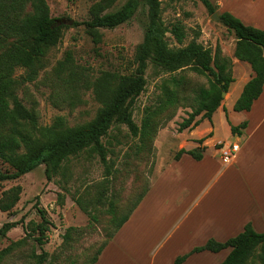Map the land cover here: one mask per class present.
Returning a JSON list of instances; mask_svg holds the SVG:
<instances>
[{"label": "rangeland", "instance_id": "obj_1", "mask_svg": "<svg viewBox=\"0 0 264 264\" xmlns=\"http://www.w3.org/2000/svg\"><path fill=\"white\" fill-rule=\"evenodd\" d=\"M46 1L51 16L62 18L67 27L63 29L61 40L56 45L48 47L38 60L39 71L35 80L15 85V92L22 103L36 113L35 133L42 138L47 136L48 127L53 124L57 116L63 117L68 126L86 122L95 116L101 106L93 88L95 79L103 72L132 73L136 68L134 60L137 46L142 41L148 26V4L146 0H139V5L129 20L113 28H98L100 39L95 41L87 31L85 22L92 16L91 7L100 0ZM247 1L249 2L245 0L244 5ZM125 2L126 0H114L101 13L114 11ZM215 2L216 0L212 1L213 4H216ZM160 6L162 8L160 16L164 26L169 29L172 23L180 20L186 32L181 44L177 43L170 31L165 32L169 46H183L198 33L196 40L204 47L210 48L212 52L218 48L221 55L229 57L232 62L235 61L233 62V65L236 63L235 72L232 65L235 81L232 83L234 87L231 96L227 94L223 96L225 104H229L242 85L245 78L242 71L243 67H246L244 62L234 60L236 37L233 31L222 21L212 18V13L208 12L202 0H160ZM216 7L215 12L219 15L222 12L221 8L219 5ZM70 19L71 24L68 23ZM61 66L62 70L59 71ZM23 74L24 68H17L14 71L16 77ZM170 75L168 72L160 71L153 61L148 60L145 69L146 85L138 96L133 111L134 120L138 125L144 115V108L149 105L154 106L162 96L161 84ZM173 75L180 81L177 101L153 118L149 135L144 139V145L138 153H133V150L140 144L139 138L132 137L125 125H120L118 130L111 131L116 137L112 140L116 153L114 159L116 172L108 192L109 198L114 203L112 213L108 212V204L104 203L94 209L97 220L91 221L71 198L72 194L84 191L86 185L102 179L104 167L96 157H87L84 154L72 158L68 164L71 174L69 177L58 173L53 175L51 180H47L45 166L41 164L17 179L0 181V194L4 189L15 184H19L22 188L15 206L9 211L0 210V227L5 222H15L13 227L0 234V250L14 241L21 240L19 245L14 246L4 255L0 264H33L34 254L39 253L41 249L48 253L44 264L90 262L112 232L113 215L121 216L137 195L156 181L160 170L173 159L180 147L197 140L192 139V134H189L191 129L179 131L178 128L179 123L192 109L194 91L201 86L207 87L209 76L190 68L178 70ZM214 120L215 136L229 140L220 112L216 113ZM205 127L206 125L203 124L195 134L203 133ZM207 134L205 136L209 137ZM118 140L120 142H117ZM213 151L210 146L208 157L213 162L219 161V153L213 154ZM0 168L8 169L9 166L0 160ZM58 193L63 195L62 204L57 200ZM36 201L39 206L44 207L45 217L52 223L46 234L47 239L42 245L34 239L37 232L33 231V226L41 220L35 208ZM157 214L158 211H155L154 215ZM135 219L133 218V221ZM69 226H74L76 229L71 231L72 237L68 241H63V234ZM171 228L168 227L166 232ZM133 232L136 236L141 235L140 221L134 225ZM199 237L196 234L192 240L197 241ZM154 239L150 240V254L154 252L158 242ZM176 239L177 237L173 236L171 242L160 251L164 252L163 262L167 261V250L175 249L178 245ZM258 251L257 247L254 253ZM213 260L196 264H213Z\"/></svg>", "mask_w": 264, "mask_h": 264}, {"label": "trees", "instance_id": "obj_2", "mask_svg": "<svg viewBox=\"0 0 264 264\" xmlns=\"http://www.w3.org/2000/svg\"><path fill=\"white\" fill-rule=\"evenodd\" d=\"M113 1L100 0L91 7L92 16L85 25L95 41L100 39L98 28H113L126 22L139 5V0H126L120 8L101 13ZM146 2L148 26L137 46L134 71L129 74L103 72L93 83L95 94L101 103L95 116L73 126L66 125L63 117L57 116L48 127L47 136L42 138L35 133L36 113L22 103L15 92V85L35 80L39 71L38 60L48 47L61 40L67 24L62 18L51 16L46 0H0V160L9 166L8 169L0 168V181L17 179L41 164L45 166L47 180H51L52 176L58 173L69 177L71 174L68 164L72 158L84 154L87 157H96L104 167L102 179L86 185L81 193L71 195L72 200L90 220L95 221L97 214L94 209L97 206L107 203L108 212L112 213L114 210L113 200L108 194L116 172V153L112 141L116 137L111 133L112 129L118 130L120 125H125L132 137L139 138L140 144L133 150V153H138L144 145V139L149 135L153 118L177 101L180 81L173 75L174 72L190 68L209 76L207 87L201 86L194 91L192 109L179 123L178 130L193 129L203 119L211 121L213 112L223 100L221 93H227L234 81L232 60L221 55L218 48L212 52L210 48L204 47L196 40L198 33L183 46H169L165 32L170 31L177 43L181 44L186 36L183 23L177 20L168 29L161 20L160 0ZM202 2L208 12L216 11L217 4H213L211 0ZM219 16L222 23L233 31L236 37L234 57L246 61L253 71V75L243 85L233 104L236 111L249 110L253 100L260 95L264 83V29L245 24L228 11L219 13ZM148 60L153 61L160 71L171 75L162 82L163 94L156 104L144 108V115L138 125L134 120L133 111L135 102L146 85L145 69ZM17 68H24V74L20 77L14 75ZM61 70L62 66L59 68V71ZM246 126V120L238 125L230 124V132L239 135ZM210 135L211 132L207 134ZM205 137L196 140L198 145L195 148H180L173 159H179L182 154L187 153L200 160L205 152V146L202 145ZM148 189L149 187L144 188L121 216L113 215L112 232L87 264L96 261L101 249L129 218ZM21 191L19 184L4 189L0 194V210H11L19 200ZM57 200L63 203L61 193H58ZM35 208L41 220L33 226V231L37 232L34 239L42 245L47 239L46 234L52 223L45 217L46 210L39 206L38 201ZM14 224L15 222L3 223L0 234H4ZM75 229L74 226L67 227L63 241H68L72 237L71 231ZM20 243L21 240H17L2 248L0 260ZM227 247L231 250L219 264H264V232L255 231L250 223H246L240 233L225 241L207 239L204 244L177 256L174 264H181L193 252H215ZM257 247L259 251L254 253ZM47 256V251L41 249L39 253L34 254L33 264H44Z\"/></svg>", "mask_w": 264, "mask_h": 264}, {"label": "crops", "instance_id": "obj_3", "mask_svg": "<svg viewBox=\"0 0 264 264\" xmlns=\"http://www.w3.org/2000/svg\"><path fill=\"white\" fill-rule=\"evenodd\" d=\"M249 2L244 5L245 0H216L215 3L222 12L228 11L245 24L264 29V0ZM234 60L242 61L235 57ZM242 62L246 64L242 71L245 78L230 103L225 104L223 98L213 112L211 121L203 119L190 130L192 139L202 138L211 132L202 143L205 146L203 157L196 160L184 153L179 159L170 160L160 170L158 178L129 218L101 249L93 264H174L177 256L204 244L209 238L225 241L237 235L246 223H250L255 231L264 232V83L249 110H234L233 104L243 85L253 75L250 65ZM233 77L235 81V74ZM232 83L225 93L229 97L234 87ZM217 112L222 116L229 140L217 138L214 134ZM243 120L247 121V126L241 134L233 135L230 124L238 125ZM203 124L206 125L203 133L195 134ZM221 142L239 144L235 157L228 165H223L221 160L213 162L207 155L210 146L214 149L213 154L218 155ZM197 145L196 141H190L180 148L189 150ZM155 211H158L157 215H154ZM133 218L137 220L133 221ZM139 221L142 232L136 236L133 227ZM168 227L172 228L166 232ZM196 234L200 237L193 241L192 237ZM173 236L177 237L175 241H178V245L175 249L167 250V261L163 262L164 252L160 251L171 242ZM151 239L158 241L152 254ZM230 250L227 247L215 252H193L181 264L209 262L213 258V264H219Z\"/></svg>", "mask_w": 264, "mask_h": 264}, {"label": "built area", "instance_id": "obj_4", "mask_svg": "<svg viewBox=\"0 0 264 264\" xmlns=\"http://www.w3.org/2000/svg\"><path fill=\"white\" fill-rule=\"evenodd\" d=\"M239 149L238 143L221 142L219 143L220 160L223 165H228L232 162Z\"/></svg>", "mask_w": 264, "mask_h": 264}, {"label": "water", "instance_id": "obj_5", "mask_svg": "<svg viewBox=\"0 0 264 264\" xmlns=\"http://www.w3.org/2000/svg\"><path fill=\"white\" fill-rule=\"evenodd\" d=\"M211 17L214 18V19H217V20L221 21V18H220V16L218 15V12H215V11H214V12L211 14ZM68 23L71 24V23H72V20H71V19L68 20ZM221 94H222V96H224V95H225V92L223 91Z\"/></svg>", "mask_w": 264, "mask_h": 264}]
</instances>
